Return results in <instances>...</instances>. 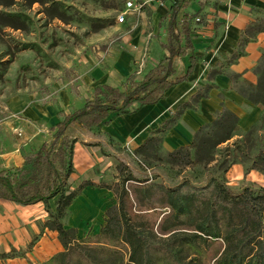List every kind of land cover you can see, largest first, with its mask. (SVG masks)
I'll list each match as a JSON object with an SVG mask.
<instances>
[{
	"label": "rangeland",
	"instance_id": "rangeland-1",
	"mask_svg": "<svg viewBox=\"0 0 264 264\" xmlns=\"http://www.w3.org/2000/svg\"><path fill=\"white\" fill-rule=\"evenodd\" d=\"M127 1L14 0L10 5H0V169L18 166L24 154L35 151L44 141H51L49 127L60 120L59 111L70 112L81 107L93 96L96 85L108 83L129 89L132 81L143 79L161 62L162 66L167 64L163 48L168 38L167 24L158 26L161 15L158 10L168 9L175 0H133L139 9L127 11L124 22H119ZM214 1L207 0V6ZM198 7L197 0H189V6L182 11L197 12ZM255 16L261 17L262 12ZM207 23V11L201 9L192 21L193 40L198 52H210L221 59L215 65L211 60L204 63L198 80L209 85L213 84L217 72L227 71L237 58L217 53L220 23L215 21L209 29L204 28ZM176 66L180 73V63ZM159 71L155 74L159 75ZM234 81L240 92L252 91L249 82L240 75ZM250 102L257 110L244 108L249 114L255 113L251 120L245 123L241 119L239 124L244 130L254 127L252 152H255L264 134V96L257 103ZM122 117L138 121L134 115L112 114L84 135L86 142L78 141L77 154L75 150L73 156L74 172L69 180L72 189L83 180L98 184L102 180H119L128 174L169 186L184 180L202 186L216 177L225 178L233 189L248 185L264 187L263 172L252 169L251 174L252 170L245 173L250 160L236 161L225 173L220 168L224 157L235 148L238 136L219 144L213 160L200 161L192 156L190 162L170 163L164 137L152 148L137 152L139 146L120 132ZM130 184L134 207L149 206L141 200V182ZM116 203L113 190L88 186L73 202L64 223L77 228L78 238L97 233L106 222L107 209ZM49 205V209L43 202L25 208L16 206L14 213L13 202L0 200V253L12 254V247L16 249L14 257H0V264H41L64 249L62 244L59 248L53 245L59 240L57 231L41 228L50 210H55V199ZM152 219L157 221L158 231L168 232L176 227L172 217L162 219L154 215ZM34 237L32 251L43 240L41 245L46 246V254L25 262L19 250L26 249ZM8 245L10 248L5 251ZM40 251L38 248L37 255Z\"/></svg>",
	"mask_w": 264,
	"mask_h": 264
},
{
	"label": "trees",
	"instance_id": "trees-1",
	"mask_svg": "<svg viewBox=\"0 0 264 264\" xmlns=\"http://www.w3.org/2000/svg\"><path fill=\"white\" fill-rule=\"evenodd\" d=\"M14 0H0V5H10ZM33 2L35 0H28ZM202 9L207 0H197ZM189 0H175L160 24L167 23L168 40L164 47L169 51L167 64H158L141 80L132 81L129 89L108 83L94 88L93 96L81 107L70 112L59 111L60 120L49 127L53 139L44 141L35 151L23 155L19 166L0 169V199L22 205L43 202L50 208L55 199V210L41 226L58 232L64 249L53 254L41 264H264V187L251 185L233 189L225 178L213 177L209 183L196 186L184 180L177 185L149 183V178L137 179L131 174L115 181L95 183L83 180L71 188L69 180L74 172L73 156L78 141L86 142L84 135L103 124L112 114L137 111L141 106L156 103L175 83L181 82L193 71L198 57L190 56L188 71L176 74L174 56L186 55L194 49L192 21L197 12L184 11ZM255 16L241 31L238 46L231 54L236 59L245 54L243 46L264 32V9H255ZM256 66L257 83H249L251 92L242 93L250 101L259 102L264 96V49ZM161 68V69H160ZM159 75H156V71ZM232 76V81L234 77ZM211 85L199 88L148 138L136 151H146L158 143L176 120L189 107H197L208 96ZM255 91V92H253ZM240 117L228 108L218 111L214 119L201 126L189 145L168 152L170 163L213 160L215 148L235 136V148L220 164L223 173L236 161L249 162L245 173L257 169L264 173V134L252 152L254 127L244 130ZM110 140H112L110 138ZM97 144V143H96ZM141 182V200L146 208L134 207L132 182ZM88 186L113 190L117 203L107 209L106 222L99 232L78 238L77 228L67 227L64 219L70 214L73 202ZM154 215L172 217L176 227L168 232L155 228ZM35 237L26 249L19 250L20 257L33 249ZM3 252L0 257H14ZM33 264V263H30Z\"/></svg>",
	"mask_w": 264,
	"mask_h": 264
},
{
	"label": "crops",
	"instance_id": "crops-1",
	"mask_svg": "<svg viewBox=\"0 0 264 264\" xmlns=\"http://www.w3.org/2000/svg\"><path fill=\"white\" fill-rule=\"evenodd\" d=\"M198 6V11H200V5L198 4ZM187 7L182 9H186ZM168 9L160 8L158 10V12L161 13L158 19V26H162L164 23H166L164 22L163 24H160V21L161 18L167 13ZM182 9L180 11L179 17H181L182 13L184 12ZM255 9H264V0H215L211 6H207L206 4L202 8V10L207 11L208 17V23L206 26H204V28L209 29V26H213L215 21L220 23V27L218 28L219 38L217 45L219 48L217 53H219L220 56L223 54L231 55L237 48L241 31L251 20L254 19ZM212 30H214V27ZM207 32H209V30H207ZM193 33L192 41L194 49H189L186 55L174 56L173 58V67L176 72L174 76H183L187 73L188 67L191 63V54H195L198 57V60L193 71L187 76L185 80L173 84L165 92L163 98H161L158 102L145 104L135 112L124 114L127 116H136V119L139 121V125L136 124L138 121L135 123V121H132V119L130 121L128 119L129 117H122V128L120 129V132L125 137H127L130 142L135 144V146H140L148 138L150 133L162 125L183 102L189 100V98L194 93H196L199 88L207 85L198 80L203 74L204 63L206 60H211L213 65H215L218 61H221L218 55L212 54L210 52H198V47L193 40ZM164 43L163 48L166 51L167 59L169 56V51L164 47ZM262 49H264V32L259 33L255 40L249 41L244 46L245 54L239 56L236 61L232 62L228 66L227 71H220L215 74L213 78V84H209L211 85V88L209 89L208 96L202 98L197 107H189L185 109L173 126L164 135L163 144L168 151H173L184 145H189L194 139L195 132L204 124L212 121L216 113L223 108H228L235 112L240 117V121L242 119L245 121V123L248 119H252V116L255 112L249 114L244 108L249 110L253 109L256 111L257 107H255L254 104H251V102L248 101V99L236 88V82L234 80L232 81V76L240 75L243 80L256 84L258 78L254 67L261 57ZM166 59L165 61L167 62ZM177 62H179L181 66L180 73L177 71ZM198 81L199 84H196ZM137 126L139 127L137 128ZM78 143L79 142H77L76 145ZM76 145L75 150L77 149ZM22 162L23 157L19 165H21ZM252 172L253 170L250 172V174ZM86 188L87 187L84 188V191ZM103 189L109 190L107 188ZM9 202H13L14 204V213L16 212V206L25 208L29 205H34H22L14 201ZM42 241L43 240L40 241V244L37 246L36 250L32 251V254L31 252H28L26 257H23L25 262L31 260V257L33 256L39 257L46 254L47 248L45 245H41ZM61 244L62 243L60 240H55L53 242V245L56 248H59ZM9 248L10 246L7 248L4 247V250L8 251ZM38 248H40L41 251L37 255Z\"/></svg>",
	"mask_w": 264,
	"mask_h": 264
},
{
	"label": "built area",
	"instance_id": "built-area-1",
	"mask_svg": "<svg viewBox=\"0 0 264 264\" xmlns=\"http://www.w3.org/2000/svg\"><path fill=\"white\" fill-rule=\"evenodd\" d=\"M125 8H126V11L121 12V14H120L119 17H118V21H119V22H124L126 12H127V11H131V10H133V9H134V10L139 9V5H137V4L135 3V1H133V0H128V1L126 2Z\"/></svg>",
	"mask_w": 264,
	"mask_h": 264
},
{
	"label": "bare ground",
	"instance_id": "bare-ground-1",
	"mask_svg": "<svg viewBox=\"0 0 264 264\" xmlns=\"http://www.w3.org/2000/svg\"><path fill=\"white\" fill-rule=\"evenodd\" d=\"M74 202H75V201H74ZM80 203H81V202H80ZM80 203H79V204H80ZM72 205H73V204H72ZM72 205H71V207H72Z\"/></svg>",
	"mask_w": 264,
	"mask_h": 264
}]
</instances>
